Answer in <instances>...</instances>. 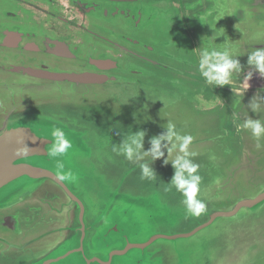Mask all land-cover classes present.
<instances>
[{
	"label": "water",
	"instance_id": "obj_1",
	"mask_svg": "<svg viewBox=\"0 0 264 264\" xmlns=\"http://www.w3.org/2000/svg\"><path fill=\"white\" fill-rule=\"evenodd\" d=\"M156 1L130 0V7L146 14ZM171 1L155 4L162 19L152 31L131 26L117 32L123 38L136 31L157 34L141 46L118 40L120 50L111 54L97 50L111 47L94 41V50L66 45L57 65L25 62L20 54L10 62L0 85V264H264V172L247 189L251 193L219 197L215 186L221 177L212 167L195 157H167L165 136L171 131L161 129L153 116L157 121L146 147L137 155L129 151L146 127L140 118L129 120L136 124L125 121L119 113L124 106L150 111L161 95L172 104L204 95L221 102L227 134L238 137L247 120L243 99L264 90V76L251 70L241 78L236 72L237 62L249 60L230 56L245 40L238 12L249 2L254 23L264 24V0ZM175 2L210 29L201 36L194 20L187 27L178 21L170 29L176 32L172 41H165L164 14H176ZM10 12H1L0 20L18 18ZM142 43L148 55L142 54ZM79 46L85 58L77 56ZM221 57L234 64L227 83L214 78ZM96 98L99 104L89 101ZM57 129L71 148L53 157L48 153ZM24 146L31 152L17 155ZM66 146L62 139L61 150ZM197 176L196 199L206 208L194 216L182 186L195 184ZM36 219L41 222L31 225ZM20 224H30V231L21 234L27 228Z\"/></svg>",
	"mask_w": 264,
	"mask_h": 264
},
{
	"label": "flooded vegetation",
	"instance_id": "obj_2",
	"mask_svg": "<svg viewBox=\"0 0 264 264\" xmlns=\"http://www.w3.org/2000/svg\"><path fill=\"white\" fill-rule=\"evenodd\" d=\"M159 1L161 0L150 3L154 7H150V5L149 11L143 14L142 10L140 12L132 10L130 0L117 3L112 0H0V8L3 9L0 11V14L1 12L11 14L12 12L10 11L14 10L19 14L18 18L7 17L0 20V33L7 35L6 42L0 39V85L5 81L6 75L10 72L12 66L10 62L18 54L23 57L25 62L38 60L39 64L51 66L57 65L63 60L64 54L61 52L65 50L63 47H66V45L70 50L76 49L78 44H81L85 49L94 50L95 41V45L100 42L111 47H107L106 49L98 46L97 50L108 51L113 54L116 50H120V41L122 43L126 42V45L129 43L135 45L140 44L141 40L146 38L145 41L150 42L157 34L148 36L142 33V31L140 34L136 31L134 35L129 33V37L123 38L117 32L123 30V28L130 29L131 26L135 30L136 27H139L142 30L147 29L148 31H152L157 26L155 21L162 19L160 18L161 14L159 10H155V4ZM168 2L171 5L170 2L172 3V1L168 0ZM257 3L261 4V1ZM173 4L175 8L178 6V2ZM248 4L242 7V12H238L240 17L242 14L239 23L242 34L240 35L245 37V40L240 39L238 46L232 48L230 52V56L233 59L239 56L240 60H249L246 65H239V62L236 63L238 66L236 67V72H240L239 76L241 78H247V75L251 76V70L256 76H264V71H261L255 61L252 60V56L256 52H264V24L261 22L254 23L256 17L250 14L254 9L248 6ZM183 6L181 4L180 9L177 7L176 14L172 15L169 11L164 14L166 15L164 19L165 26L169 29L167 37L164 36L165 41H172V37L176 32L172 33L170 29L173 26L176 27L178 21H181L182 25L187 27L188 25L191 26L192 20H194V23L197 26L199 24L201 27V36L204 34L203 32L206 33L210 29L204 22L201 25L200 20L195 19V15L192 18L193 14ZM257 17L261 18L262 15L259 14ZM173 19L176 22H173ZM178 25L180 27V24ZM78 26L81 27V31H77ZM253 32L257 34H255V37L250 38ZM199 37L200 33L197 34L196 39ZM20 38L21 42H19ZM103 38H106V40H102ZM180 38L188 41L191 40L184 34L183 36L181 34ZM118 40L120 41L118 42ZM143 43L141 52L143 55H148L145 48L146 45ZM80 46L78 47L77 56L85 58L86 54L81 50ZM65 56L69 57L68 54H65ZM242 72L247 73L242 75ZM236 78L239 82L238 77ZM203 96L196 94L188 98V100L190 99L192 102L207 100ZM210 100L212 99H208L207 101ZM214 101L220 106L222 105L221 102ZM252 101H257L264 105V90H257L249 98L243 99V109L250 106ZM222 107L224 108L223 105ZM27 225L20 224L19 228L30 226V224Z\"/></svg>",
	"mask_w": 264,
	"mask_h": 264
},
{
	"label": "rangeland",
	"instance_id": "obj_3",
	"mask_svg": "<svg viewBox=\"0 0 264 264\" xmlns=\"http://www.w3.org/2000/svg\"><path fill=\"white\" fill-rule=\"evenodd\" d=\"M79 26L77 31H81ZM167 100V96L161 95L158 104L153 105L150 111L133 104L129 107L124 106L119 112L127 119L125 121L136 124L129 120L140 118L146 127L141 133L143 135L141 141L129 148V151L137 155L140 149L146 147L148 139L153 136L152 125L157 121L153 117L159 118L157 122L161 129L171 131V134L165 136L166 142L170 145L167 147L170 152L167 157L175 160L188 156L195 157L193 160L198 162L202 160L209 168L212 167L221 177L216 184L219 188L216 186L215 188L218 196L223 199L233 200L238 194L251 193L248 190L252 183L264 172V133L257 137L246 125L249 121H258L264 126V105L252 101L250 106L245 107L243 111L247 120L244 122V132L238 137H229L226 130L227 112L216 101L192 102L188 98H181L180 102L172 104ZM89 101L100 103L98 98ZM185 137H191V143H188ZM171 142L178 144L171 145ZM160 146L164 147L165 142ZM40 222V219H36L31 225L35 226ZM30 228L21 234L28 233Z\"/></svg>",
	"mask_w": 264,
	"mask_h": 264
},
{
	"label": "clouds",
	"instance_id": "obj_4",
	"mask_svg": "<svg viewBox=\"0 0 264 264\" xmlns=\"http://www.w3.org/2000/svg\"><path fill=\"white\" fill-rule=\"evenodd\" d=\"M221 60L223 61V63L221 64V66L218 67L217 74L214 78L220 83H227L228 82L226 79L227 71L228 69H231L234 66V64L232 61L226 60L224 57H221ZM252 60L255 61V63L259 66L261 71H264V52H260V51L256 52L254 56H252ZM246 127L251 128L254 135L257 137H259L261 133H264V126H262L258 121L257 122L249 121ZM61 132L63 131L59 129L53 132V135L56 139V144L52 148V150L48 153L49 156L54 157L58 154H63L67 152L68 149L71 148L70 141L66 138V136L62 137ZM22 139L23 137H18L17 143H21ZM62 139L67 140V146L63 148V150H61V140ZM185 140L189 143L191 141V137H185ZM28 152H31V150L27 146L16 149L17 155H23ZM191 170L195 171V169H191ZM145 171L147 172V170ZM195 181H196L195 184H188L182 187L184 188V194L186 196L185 203L187 205L188 212L194 216H199L201 213L205 211L206 206H205V203L197 201L196 199V194L199 190L198 184L200 181V177L197 176L195 178Z\"/></svg>",
	"mask_w": 264,
	"mask_h": 264
}]
</instances>
